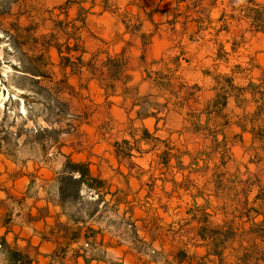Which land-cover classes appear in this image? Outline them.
<instances>
[{
    "label": "rangeland",
    "instance_id": "1",
    "mask_svg": "<svg viewBox=\"0 0 264 264\" xmlns=\"http://www.w3.org/2000/svg\"><path fill=\"white\" fill-rule=\"evenodd\" d=\"M71 6L70 12L76 13L81 6L93 8L92 14L105 9L113 43L122 38L119 31L113 34L117 28L138 31L146 25L151 32H137L144 44L161 22L168 36L163 62L144 54V46L131 60L146 79L136 84L144 88L137 87L133 93L141 106L138 116L160 114L164 120L169 113L159 135L172 138L149 136L153 148L182 154L188 146L200 161L195 168L210 173L208 182L200 180L182 195L184 200L196 194L200 200L216 202L217 213L205 226L206 233L215 235L217 245L224 249L223 264H264V98L253 84L264 81V0H0V151L21 167L34 164L41 169L52 162L54 171L60 173L67 157H78L83 137L97 132L89 122L94 110L85 111L73 103V96L86 97L69 84V76L78 74L81 62L73 60L65 67L55 46V42L63 47L68 44L63 22H68ZM77 25L80 39L83 26ZM111 49L116 53L115 47ZM42 53L53 80L43 84H50L56 93L59 90L69 107L63 118L51 97L37 93L36 82L27 72L40 67L37 57ZM123 63V56L116 55L109 59V69L118 72ZM116 81L111 77L105 85L122 83ZM186 115V126L192 129L187 135ZM110 119L97 129L111 132L114 121ZM229 121L246 128L243 132L236 125L230 128ZM53 127L62 132L53 133ZM207 163L211 167L204 169ZM154 194L162 199L161 193ZM92 197L88 192L72 197L76 201L71 211L84 218L96 208Z\"/></svg>",
    "mask_w": 264,
    "mask_h": 264
},
{
    "label": "crops",
    "instance_id": "2",
    "mask_svg": "<svg viewBox=\"0 0 264 264\" xmlns=\"http://www.w3.org/2000/svg\"><path fill=\"white\" fill-rule=\"evenodd\" d=\"M80 8L78 13L71 11L68 19L75 20L81 14ZM85 9L80 39L76 41L81 48L80 71L69 76V84L86 95L73 96V103L85 111L94 110L89 122L97 132H88L78 157H70L88 163L91 172L105 184L96 190L83 185L81 195L92 194L97 205L80 218L71 211L76 200H61L59 173L52 162L41 169L34 164L21 167L0 151V264H23L13 255L25 256L28 262L24 264H214L209 260L214 257L207 255L211 244L201 239L200 232L205 224L201 215L207 216L208 223L217 213L216 202L200 200L196 194L184 200L182 195L184 190L188 193L191 187L196 188L200 180L208 182L210 173L195 168L200 161L188 146L182 154L155 150L149 136L172 138L159 135L169 113L165 112L164 120L160 114L139 117L141 106L133 96L137 87L144 88L136 84L146 80L144 72L131 64L139 48L144 46V54L154 61L167 55L168 36L161 22L144 44L137 32H151L146 25L145 30L138 31L117 28L113 34L119 31L122 38L117 37L113 43L109 41L111 29L105 23V9L95 14L93 8ZM91 15L97 24L92 23ZM116 55L123 56L124 63L113 72L109 59ZM111 77L122 83L108 87L105 80ZM110 117L114 121L111 132L97 129ZM183 121L186 135L192 133L186 126L187 115ZM236 124L229 121L230 128ZM236 126L243 132L242 123ZM145 129L148 136L143 134ZM206 167L211 165L207 163ZM154 193H161L162 199L157 200ZM87 241L93 242L91 248L83 247Z\"/></svg>",
    "mask_w": 264,
    "mask_h": 264
},
{
    "label": "trees",
    "instance_id": "3",
    "mask_svg": "<svg viewBox=\"0 0 264 264\" xmlns=\"http://www.w3.org/2000/svg\"><path fill=\"white\" fill-rule=\"evenodd\" d=\"M85 14H86V10L82 8L81 14H79L78 16L79 18L77 17L78 19L76 18L75 20H68V22L66 21L63 22L67 26L66 29L69 33V37H68L69 40H68L67 45L63 47V45L59 44L58 42H55V46L57 48L58 54L65 67H70L72 62H74L73 60H78L80 62V57L78 54V52L80 51V48H79V44L76 42L79 40L78 33H77L79 30V26L77 25V22H81L82 24H84ZM66 16L68 19V14H66ZM37 58H38L40 67H38L37 70L27 71V72H29V74L33 76L32 78L36 82L37 93L47 94L49 97H51V102L54 105V108L58 109L59 114H62L60 118L61 117L63 118L64 115L69 114V107L66 101L62 100L59 97V90H57V93H56L53 90L52 86H50V84H43V81L45 80H48L49 82H52L53 80L47 70V66L49 65L47 57H45V55L42 53ZM253 84H254L257 94H259L262 98H264V81H261L259 84H255V83ZM224 98L225 100L227 99L226 94L224 95ZM257 112H255V114H257L258 116ZM147 115H155V114L150 113ZM245 128L246 126H243V129ZM40 131L41 130H38V132ZM51 131L57 134V133L62 132V129L60 127L59 128L53 127ZM144 132L146 135H149V132L147 129H145ZM250 132L253 135H256L257 133L254 130ZM58 181H59V195H60L61 200H64V201L70 200L72 197H78L79 195H81V190L83 188V185H86L90 189L96 190V189L103 187L105 184V181L103 179H100L99 177L95 176L91 172L88 163L83 162V161H76L72 159L71 157H67L64 168L58 175ZM70 201H74V200H70ZM203 221L204 223H206L207 220L204 219ZM206 227L207 226H205V224L202 225L200 237L201 239L207 240V241L208 239H210L212 242L211 249L208 251L207 255L209 254L214 257L213 260H210L211 262H214V264H222L224 261L223 249L219 248L220 246L217 245L218 240L216 241L215 235L206 233ZM181 255L183 257V255H185V252L184 253L182 252ZM13 259L15 261L21 260L23 264L28 262L26 257L22 255L20 256L13 255Z\"/></svg>",
    "mask_w": 264,
    "mask_h": 264
},
{
    "label": "built area",
    "instance_id": "4",
    "mask_svg": "<svg viewBox=\"0 0 264 264\" xmlns=\"http://www.w3.org/2000/svg\"><path fill=\"white\" fill-rule=\"evenodd\" d=\"M1 247H2V246L0 245V248H1ZM83 247L86 248V249H87V248H91V243L87 241V242H85V243L83 244Z\"/></svg>",
    "mask_w": 264,
    "mask_h": 264
}]
</instances>
